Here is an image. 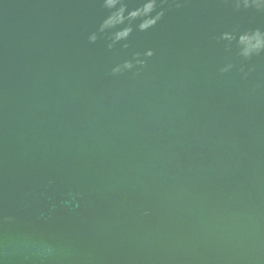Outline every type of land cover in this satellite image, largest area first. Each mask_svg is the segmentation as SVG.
I'll list each match as a JSON object with an SVG mask.
<instances>
[{"label": "water", "instance_id": "water-1", "mask_svg": "<svg viewBox=\"0 0 264 264\" xmlns=\"http://www.w3.org/2000/svg\"><path fill=\"white\" fill-rule=\"evenodd\" d=\"M117 7L0 0V264H264V0Z\"/></svg>", "mask_w": 264, "mask_h": 264}, {"label": "clouds", "instance_id": "clouds-1", "mask_svg": "<svg viewBox=\"0 0 264 264\" xmlns=\"http://www.w3.org/2000/svg\"><path fill=\"white\" fill-rule=\"evenodd\" d=\"M117 3L118 0H102V6L109 10V14L100 22L98 29L100 32H104L106 30L113 29L118 25L124 24L128 17H137L140 11L139 9L130 10L127 12V15H125L126 9L122 7L118 8ZM243 3L245 7L248 6V0H243ZM155 7H153L149 13H147V17L145 18L149 17ZM161 15L162 13H157L155 16L148 18L152 21V23L149 25H145V18H141L137 25L138 29L141 31H147L150 27H153L156 24ZM130 31L131 30L128 28H119L118 30L111 32V37L114 41L126 40ZM88 39L90 42H94L96 40L95 33L91 34ZM238 44L241 46L240 55L244 58H248L253 54H259L260 52L264 51V32H261L257 29L250 35L247 33L242 34L239 37ZM145 54L147 56H151L152 51L149 50ZM137 63L143 64V61H137ZM131 66L132 65L128 62H125L123 65L124 68H130ZM113 71H119V68L114 69Z\"/></svg>", "mask_w": 264, "mask_h": 264}]
</instances>
